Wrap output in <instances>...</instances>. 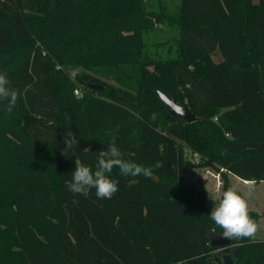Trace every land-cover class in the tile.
I'll use <instances>...</instances> for the list:
<instances>
[{
    "label": "trees",
    "instance_id": "obj_1",
    "mask_svg": "<svg viewBox=\"0 0 264 264\" xmlns=\"http://www.w3.org/2000/svg\"><path fill=\"white\" fill-rule=\"evenodd\" d=\"M161 23L176 36L147 43ZM0 72L18 90L11 114L0 101V264L215 261L223 229L185 174L264 182V0H0ZM159 91L197 120L169 118ZM113 140L152 176L114 168L111 199L71 192L75 161L95 171ZM228 249L264 264V240Z\"/></svg>",
    "mask_w": 264,
    "mask_h": 264
},
{
    "label": "clouds",
    "instance_id": "obj_2",
    "mask_svg": "<svg viewBox=\"0 0 264 264\" xmlns=\"http://www.w3.org/2000/svg\"><path fill=\"white\" fill-rule=\"evenodd\" d=\"M17 100L18 90L11 88L7 74L0 72V101H7L6 111L9 114L16 106ZM150 119L155 121L156 114L153 113ZM76 142L75 138L65 140V149L71 148ZM154 166L163 168L164 164L157 160ZM114 168H118L123 176H152V168L124 160L113 140L108 145L107 151L98 152L95 171L79 161H75V170L71 174L72 182L68 185L69 190L75 194L87 196L89 191L94 189L98 199H111L119 191L118 182L109 176ZM209 215L215 225L223 229L222 237L227 240L254 239L256 237L258 225L249 215L248 204L232 188L222 193V198L215 204Z\"/></svg>",
    "mask_w": 264,
    "mask_h": 264
},
{
    "label": "rangeland",
    "instance_id": "obj_3",
    "mask_svg": "<svg viewBox=\"0 0 264 264\" xmlns=\"http://www.w3.org/2000/svg\"><path fill=\"white\" fill-rule=\"evenodd\" d=\"M170 9L173 6L170 5ZM177 31L170 24H158L157 28L145 35V40L149 44L161 43L175 37ZM214 60L220 59L219 51L214 55ZM187 157L194 162L199 161L198 155H193L189 151L186 152ZM222 171H217L215 168H192L186 171V184H193L197 187L204 185L209 192L208 205L211 209L222 198L224 192L225 181L221 174ZM228 189L232 188L242 196L248 204L249 213L253 212L258 215V218L251 217L258 225V231L255 239L264 240V182H245L230 174L227 176Z\"/></svg>",
    "mask_w": 264,
    "mask_h": 264
},
{
    "label": "water",
    "instance_id": "obj_4",
    "mask_svg": "<svg viewBox=\"0 0 264 264\" xmlns=\"http://www.w3.org/2000/svg\"><path fill=\"white\" fill-rule=\"evenodd\" d=\"M91 88H102V86L92 85ZM160 99L166 103V105L171 109V113L169 118H173L176 115L185 119L188 123H192L197 120V117L193 115L186 107L181 106L177 103V101L169 97L162 92H158ZM71 127V138H77L78 133L76 131L73 123H70ZM209 236L211 237V245L215 248H218L216 252L215 261L212 264H234L233 254L228 247L230 246V240H227L222 237L221 234H217L214 232H210ZM238 251H236L237 253Z\"/></svg>",
    "mask_w": 264,
    "mask_h": 264
},
{
    "label": "built area",
    "instance_id": "obj_5",
    "mask_svg": "<svg viewBox=\"0 0 264 264\" xmlns=\"http://www.w3.org/2000/svg\"><path fill=\"white\" fill-rule=\"evenodd\" d=\"M75 95L81 97L83 95V91L80 89L75 90Z\"/></svg>",
    "mask_w": 264,
    "mask_h": 264
}]
</instances>
